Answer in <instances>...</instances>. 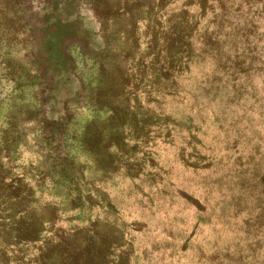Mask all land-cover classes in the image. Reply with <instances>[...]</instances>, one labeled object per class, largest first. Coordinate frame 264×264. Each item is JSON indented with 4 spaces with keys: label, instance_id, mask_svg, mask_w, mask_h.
<instances>
[{
    "label": "rangeland",
    "instance_id": "374dc122",
    "mask_svg": "<svg viewBox=\"0 0 264 264\" xmlns=\"http://www.w3.org/2000/svg\"><path fill=\"white\" fill-rule=\"evenodd\" d=\"M82 1L89 46L66 43L68 65L62 71L54 54L37 49L41 38L34 34L35 18L41 7L32 3L27 13L18 0H0V130L11 116L27 128L24 164L40 162V148L32 144L43 136L42 125L51 130L53 123L63 124L65 151L77 154L80 140L87 137L94 152L101 153L110 142L107 151L113 153L118 151L119 122L150 121L146 108L162 113V101L167 110L175 107V100L162 98L159 52L152 73L140 69L136 119L125 114L114 82L119 64L135 53L126 39L129 20L106 11L114 0ZM150 1L139 0L138 53L147 54L154 31L147 14ZM155 2L160 10L162 2ZM234 21L241 24L239 16ZM161 31L158 27L152 36L157 51ZM205 52L192 63L184 100L170 113V137L145 149L155 153L159 169L147 166L132 190L122 178L124 167L105 182L131 234L130 264H264V67L246 60L242 71L233 73L235 69L219 66L225 58ZM37 61L47 71L48 84ZM149 74L156 76L155 83H148ZM48 86L59 91L56 100L47 101ZM153 89L156 93L146 99L145 92ZM134 103L131 98L130 105ZM134 134L143 137L144 129L137 125ZM97 138L102 145H95ZM126 139L128 149L135 146L133 137ZM142 148L135 146L138 156Z\"/></svg>",
    "mask_w": 264,
    "mask_h": 264
},
{
    "label": "trees",
    "instance_id": "16d2710c",
    "mask_svg": "<svg viewBox=\"0 0 264 264\" xmlns=\"http://www.w3.org/2000/svg\"><path fill=\"white\" fill-rule=\"evenodd\" d=\"M18 1L27 13L32 3L41 7L35 18L34 34L37 37L40 34L41 38L37 49L54 54L55 64L67 71L65 44L89 46V29L80 17L83 1ZM155 1L149 2L147 14L151 29L162 28V41L157 51L153 31L147 54L138 53L136 47L141 38L136 20L142 19L143 11L139 0H114L107 6L108 12L126 15L129 20L126 39L131 40L135 51L119 64V79L114 82L115 94L126 115L132 113L131 118L136 119L141 108L137 98L143 77L140 69L152 73L159 52L162 98L175 100V107L184 100L182 94L192 63L205 51L225 58L219 66L237 69L233 73L241 72L246 60L264 67V0H159L160 10ZM237 16L241 24L234 21ZM200 38H203L201 42ZM38 66L45 81L49 79L43 64L39 62ZM149 76L148 83H155L156 76ZM46 89L50 97L47 101L58 98L57 89L51 86ZM145 93L147 99L156 90ZM131 98L135 102L133 106ZM47 101L43 103L45 107ZM175 107L167 110L162 101V113L146 108L150 121L119 122L115 142L118 151L113 153L107 151L111 143L102 145L100 138L94 142L96 146L102 145L103 150L94 152L87 146V137L80 140L77 154L65 151L63 124L53 123L56 131L42 125L43 136L32 144L40 148L37 166L21 162L23 149L29 148L25 136L28 130L11 116L0 130V264H130L131 234L121 221L105 182L108 178L113 180L124 167L122 178L129 181L132 190L134 181L145 174L147 166L159 169L154 161L155 153L145 149L161 145L170 137L169 127L173 122L170 113H175ZM137 125L144 129L143 137L134 134ZM46 131H50L49 135H44ZM131 137L136 147H143L141 156L135 146L128 149L125 139ZM80 155L85 160H80Z\"/></svg>",
    "mask_w": 264,
    "mask_h": 264
}]
</instances>
